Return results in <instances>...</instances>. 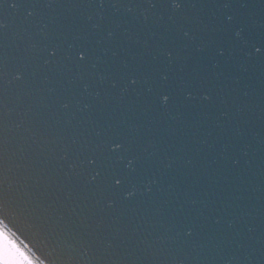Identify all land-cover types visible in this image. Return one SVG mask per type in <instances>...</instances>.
I'll use <instances>...</instances> for the list:
<instances>
[{
	"label": "water",
	"instance_id": "1",
	"mask_svg": "<svg viewBox=\"0 0 264 264\" xmlns=\"http://www.w3.org/2000/svg\"><path fill=\"white\" fill-rule=\"evenodd\" d=\"M35 2V8H8L6 16L0 9L8 25L5 38L0 39V55L7 58L6 75L0 78V216L48 264H264V98L255 86L249 96L241 93L240 104L251 124L243 125L247 128L244 142L238 149L229 148L226 161L228 167L242 170L243 201L210 217L214 238L197 233L189 236L185 231L177 235L169 227L165 209L184 204L186 209L199 210L202 197L194 193L196 204L173 198L171 176L158 183H151L152 177L142 178L125 208L121 198L131 185L123 184L118 197L94 192L102 176L92 177L101 166L91 163V152L83 150L85 143L104 135L100 126L84 122L89 112L86 105L94 103V94L101 91L94 80L89 81L88 91L77 84L71 94L61 95L55 79L46 80L43 75L32 79L26 72L17 78L29 46L42 45L68 15L67 9L58 6L59 0ZM92 2L94 6L82 7L76 15L89 26L99 22L102 39H107L111 29L117 33L130 30L143 40H155L169 25L190 27L184 17L196 14L194 9L152 8L149 0H134L142 7L130 10L114 9L108 6L109 0L103 8L99 0ZM228 14L231 10H223L221 16ZM57 97L59 102L48 103ZM183 100L178 95L169 103ZM65 102L67 107L62 106ZM163 127L177 124L165 117ZM205 140L212 142L203 132L194 140L202 158L193 152L175 155L168 161L172 169L215 168L221 146L217 144L212 151ZM142 148L144 155L154 150L147 143ZM121 153L122 149H116L113 154ZM125 165L127 159L120 163L125 172L135 167ZM217 217L219 222L214 223Z\"/></svg>",
	"mask_w": 264,
	"mask_h": 264
},
{
	"label": "snow or ice",
	"instance_id": "2",
	"mask_svg": "<svg viewBox=\"0 0 264 264\" xmlns=\"http://www.w3.org/2000/svg\"><path fill=\"white\" fill-rule=\"evenodd\" d=\"M149 4L152 8L194 9L196 14L184 17L190 27L169 25L155 40H143L130 30L117 33L111 29L106 32L107 39H102L99 22L89 26L76 15V10L94 6L92 0H59L58 6L68 10L67 17L42 45L29 46L17 78L26 72L32 79L41 75L55 79L61 95L71 94L77 84L88 91L89 81L94 80L101 91L94 94V103L86 105L89 112L84 122L100 126L104 135L83 145V150L92 154L90 162L101 166L92 177L102 176L94 192L118 197L123 184L131 185L121 198L125 208L142 178L152 177L150 182L158 183L171 176L173 198L196 204L194 193L199 194L202 207L186 209L180 204L165 209L169 227L177 235L185 231L189 236L197 233L214 238L210 217L244 199L242 170L228 167L226 161L229 148L238 149L244 142L247 128L243 125L251 124L240 104L241 93L249 96L255 86L264 98V0H149ZM37 6L35 0H0L4 16L8 8ZM98 6L105 7V0H99ZM108 6L130 10L142 4L109 0ZM223 10L232 14L222 17ZM4 16H0V39L5 38L8 26ZM112 23L120 27L118 22ZM6 72L7 58L0 55V78ZM141 84L149 87H139ZM178 95L184 97L183 102L169 103ZM230 107L235 111L230 112ZM165 117L177 127L164 128ZM201 132L212 138L211 143L203 141L210 150L221 146L216 167L172 169L168 161L175 155L193 152L202 158L194 145ZM145 143L154 148L147 155L142 148ZM116 149L122 153L114 155ZM125 159V168L135 164L127 172L120 167ZM218 222L217 217L214 223ZM17 232L0 216V264H48Z\"/></svg>",
	"mask_w": 264,
	"mask_h": 264
}]
</instances>
